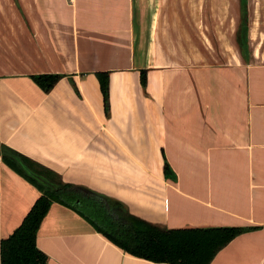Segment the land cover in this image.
Returning a JSON list of instances; mask_svg holds the SVG:
<instances>
[{"label":"crops","instance_id":"0c3cea01","mask_svg":"<svg viewBox=\"0 0 264 264\" xmlns=\"http://www.w3.org/2000/svg\"><path fill=\"white\" fill-rule=\"evenodd\" d=\"M0 141L161 229H249L211 264H264V0H0ZM41 195L0 155V245ZM37 246L158 264L57 202Z\"/></svg>","mask_w":264,"mask_h":264},{"label":"trees","instance_id":"16d2710c","mask_svg":"<svg viewBox=\"0 0 264 264\" xmlns=\"http://www.w3.org/2000/svg\"><path fill=\"white\" fill-rule=\"evenodd\" d=\"M97 78L105 112L109 114L110 74L98 73ZM60 79V76H39L34 81L44 91L50 92ZM141 80L146 87V72H142ZM0 155L5 164L42 193L22 224L1 241V264H48L47 255L37 246V237L41 223L54 202L76 211L125 253L158 264H211L222 249L249 231L243 228L161 229L131 215L117 200L63 183L58 175L6 148L1 141ZM23 166L49 181L51 186L40 183ZM164 171L167 176L173 175L167 163Z\"/></svg>","mask_w":264,"mask_h":264},{"label":"water","instance_id":"95a60500","mask_svg":"<svg viewBox=\"0 0 264 264\" xmlns=\"http://www.w3.org/2000/svg\"><path fill=\"white\" fill-rule=\"evenodd\" d=\"M23 167L27 170V172H28L30 175L34 176V177H35L40 183H42V184H44V185H47V186H51V184L49 183V181H47L46 179H44V178H42V177H39V176L33 174L29 169H27V167H25V166H23Z\"/></svg>","mask_w":264,"mask_h":264}]
</instances>
